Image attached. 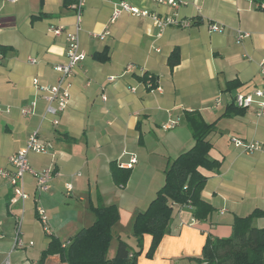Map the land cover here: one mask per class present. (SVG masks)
Masks as SVG:
<instances>
[{
	"label": "crops",
	"instance_id": "1",
	"mask_svg": "<svg viewBox=\"0 0 264 264\" xmlns=\"http://www.w3.org/2000/svg\"><path fill=\"white\" fill-rule=\"evenodd\" d=\"M64 1L0 0V105L10 110L0 114V172L12 170L10 156L37 133L38 141L49 143L51 150L29 153V166L37 173H55L44 192L36 190L34 176L25 175L23 188L29 198L16 206L9 204L12 191L0 175V264L6 259L12 264H40L50 238L65 243L88 228L94 221L91 209L99 205L117 208L119 221L112 232L113 239L121 240L122 231L131 229L135 216L164 183L171 160L194 145L186 121L191 113L213 124L207 136L209 158L220 165L217 171H203L207 179L201 191L213 212L198 222L189 207L174 206L153 258H145L151 240L145 235L137 264H197L189 259L200 256L207 236L228 238L234 219L255 211L261 215L251 224L264 229V118L233 103L235 96L251 93L263 80L264 11L255 9L258 2L178 0L177 7L170 8L152 0H84L78 37L86 57L74 70L69 102L53 125L32 81L54 85L57 75L52 67L66 61L65 32L58 37L49 32L57 26L75 30V18ZM119 1L175 15L191 25L161 31L149 20L125 12L111 22L113 3ZM210 24L223 27V32H210ZM238 31L248 37L237 41ZM104 33L105 39L96 37ZM174 50L179 61L170 68L168 58ZM31 58L35 64L28 62ZM156 87L161 91H151ZM33 101L34 114L23 115L22 109ZM174 119L178 126L162 129ZM233 138L257 143L261 150L246 154L232 144ZM131 156L137 162L123 169ZM126 171L127 182L118 184ZM66 185L71 186L69 192ZM36 208L45 213L48 234ZM19 218L25 246L15 250ZM133 247L136 251V244ZM44 264L61 263L49 256Z\"/></svg>",
	"mask_w": 264,
	"mask_h": 264
},
{
	"label": "trees",
	"instance_id": "2",
	"mask_svg": "<svg viewBox=\"0 0 264 264\" xmlns=\"http://www.w3.org/2000/svg\"><path fill=\"white\" fill-rule=\"evenodd\" d=\"M70 1L65 0L64 4L69 7ZM256 2L264 4V0ZM97 59L101 60L99 56ZM178 61V52L174 50L168 58L169 67H174ZM186 116L195 143L171 160L164 172V183L147 208L135 216L131 230L137 250L118 237L114 255L109 257L112 230L119 221V213L115 206L99 205L91 209L94 221L88 228L80 230L65 243L51 237L40 264H44L49 256H57L61 264H137L145 235L151 239L145 258H153L167 232L174 206L189 207L193 220L198 222L212 214L213 209L201 199V191L207 179L203 171H217L220 165L219 161L209 158L211 144L207 136L213 130V124L205 123L196 113ZM129 173L122 174L117 183L125 184ZM112 175L116 179L115 169H112ZM260 215L255 211L245 218L236 217L228 238L207 236L200 256L189 260L197 264H264V229L251 224Z\"/></svg>",
	"mask_w": 264,
	"mask_h": 264
},
{
	"label": "built area",
	"instance_id": "3",
	"mask_svg": "<svg viewBox=\"0 0 264 264\" xmlns=\"http://www.w3.org/2000/svg\"><path fill=\"white\" fill-rule=\"evenodd\" d=\"M16 0H7L9 3H15ZM153 3L166 6L170 8H176L178 5V0H152ZM84 7V0H74L72 4H70L69 9L72 12L76 24L74 31H65L64 27L57 26L49 29V32L53 36H59L65 32L66 37V49L65 56L66 61L62 64H57L52 67L53 71L57 75V80L54 85H42L39 83L37 79L32 81V85L35 88L39 99H41L46 104V114L52 117L53 125L58 124L57 115L62 113L70 98V80L73 76L75 68L85 59L86 54L80 48L78 32L80 30V23L82 20V11ZM255 9L258 11H264V4L258 3L255 5ZM129 14L133 17L141 18L149 20L153 26L157 27L159 30H164L168 27H176V28H187L191 25V22L188 20H179L175 17V15L164 16L154 12H151L146 9H140L128 4L126 1H119L113 3L112 8V16L111 22H113L116 18H118L121 14ZM210 32H223V27L218 26L216 24L209 25ZM108 33H104L103 35L96 36L100 40L105 39ZM248 37V33H243L241 31L237 32V41H241ZM28 62L32 65L36 63L35 59H28ZM261 75H262V83L259 87L253 90L249 94H238L234 97L233 103L236 107L252 111L254 115L258 118H264V60L260 62ZM112 80V78L110 79ZM134 91V89H131ZM151 91L160 92L159 88L151 89ZM104 99V97H103ZM36 102L33 101L29 107L22 109L23 115H33L34 108H36ZM10 112L9 108H3L0 105V114ZM179 121L177 119L170 120L162 126L163 130H170L178 126ZM37 133L31 134L28 138L26 145L20 149L17 153L13 154L9 158V164L12 168L10 172H0L2 177L8 179V184L12 191V197L9 201L11 206L22 205L28 198L29 195L24 191L23 188V179L24 176L29 174L34 176L36 181V190L39 192H44L48 188V182L52 179L53 175H55L52 170H45L43 172H35L29 166L27 155L29 153L44 155L49 150H51V145L49 143H40L38 141ZM232 144L241 149L246 154H253L256 151L261 150V145L257 143H247L242 140L233 138L231 139ZM136 157L131 156L129 161L125 164H122L121 167L126 170L132 169L133 165L137 162ZM68 192L71 190L70 185H66L65 188ZM36 215L39 219V222L42 225L43 232L48 234L49 229L47 227L46 217L44 211L41 208H36ZM22 219L19 218L16 221V236L14 238V249H23L25 244L23 240L20 238V225ZM2 264H12L9 259H6Z\"/></svg>",
	"mask_w": 264,
	"mask_h": 264
},
{
	"label": "rangeland",
	"instance_id": "4",
	"mask_svg": "<svg viewBox=\"0 0 264 264\" xmlns=\"http://www.w3.org/2000/svg\"><path fill=\"white\" fill-rule=\"evenodd\" d=\"M61 240L63 238H60ZM121 241L125 242L130 248L134 249V245H135V240L132 236V230L130 228H127L125 230L122 231V237H121ZM117 244V240L113 239L111 242V249H110V256H112V251L115 249Z\"/></svg>",
	"mask_w": 264,
	"mask_h": 264
}]
</instances>
